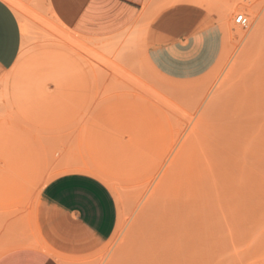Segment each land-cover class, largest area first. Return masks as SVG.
<instances>
[{
	"label": "rangeland",
	"instance_id": "obj_1",
	"mask_svg": "<svg viewBox=\"0 0 264 264\" xmlns=\"http://www.w3.org/2000/svg\"><path fill=\"white\" fill-rule=\"evenodd\" d=\"M6 1L22 42L0 70V252L51 251L38 194L93 167L116 227L60 264H264V0H141L104 35L67 28L49 0Z\"/></svg>",
	"mask_w": 264,
	"mask_h": 264
},
{
	"label": "crops",
	"instance_id": "obj_2",
	"mask_svg": "<svg viewBox=\"0 0 264 264\" xmlns=\"http://www.w3.org/2000/svg\"><path fill=\"white\" fill-rule=\"evenodd\" d=\"M58 20L82 35H104L134 22L141 0H49ZM21 25L13 8L0 0V70L13 66L21 50ZM92 167V166H91ZM93 171V172H92ZM55 176L40 190L37 224L46 249L16 246L0 252V264H60L53 252L82 255L98 248L113 233L117 203L101 172L92 167ZM94 173V174H93ZM23 174L5 181V189L20 186ZM3 245L13 234L8 225L2 231Z\"/></svg>",
	"mask_w": 264,
	"mask_h": 264
},
{
	"label": "built area",
	"instance_id": "obj_3",
	"mask_svg": "<svg viewBox=\"0 0 264 264\" xmlns=\"http://www.w3.org/2000/svg\"><path fill=\"white\" fill-rule=\"evenodd\" d=\"M235 22L239 25H246L248 23V18L245 14L240 13L235 16Z\"/></svg>",
	"mask_w": 264,
	"mask_h": 264
},
{
	"label": "bare ground",
	"instance_id": "obj_4",
	"mask_svg": "<svg viewBox=\"0 0 264 264\" xmlns=\"http://www.w3.org/2000/svg\"><path fill=\"white\" fill-rule=\"evenodd\" d=\"M67 43V42H66ZM78 44V43H77ZM88 45H90V44H88ZM80 48V47H79ZM87 48H88V46H87ZM87 48H84V49H87ZM89 49H90V47H89ZM83 54V53H82ZM87 57V56H86ZM221 123V122H220ZM223 124H225L224 122L223 123H221V125L223 126ZM228 124V123H227ZM227 124H226V126H227ZM218 125V124H217ZM225 126V125H224ZM223 130V129H222ZM225 130H228V128L227 129H225ZM220 131V130H219ZM215 133H216V131H215ZM219 133V132H218ZM222 133H224V131L222 132ZM221 137V136H220ZM226 137V136H225ZM214 139V138H213ZM221 140V139H220ZM228 140V139H227ZM226 140V141H227ZM228 142H229V140H228ZM217 143V142H216ZM219 147H220V145H218ZM222 146V145H221ZM220 152H221V150H220ZM224 152V151H223ZM226 153V152H225ZM209 154V153H208ZM230 154V153H229ZM226 155V154H225ZM211 157V156H210ZM217 157H218V155H217ZM228 157H230V155L228 156ZM201 159V158H200ZM216 159V158H215ZM214 159V160H215ZM218 159H219V157H218ZM214 163H216V162H214ZM212 166V165H211ZM217 166H218V164H217ZM218 167H220V166H218ZM202 168V167H201ZM215 169V168H214ZM207 171V170H206ZM215 171V170H214ZM213 172V171H212ZM218 172H220V171H218Z\"/></svg>",
	"mask_w": 264,
	"mask_h": 264
}]
</instances>
